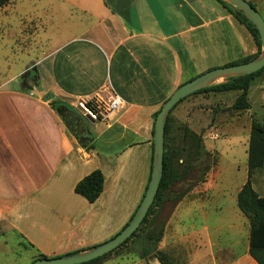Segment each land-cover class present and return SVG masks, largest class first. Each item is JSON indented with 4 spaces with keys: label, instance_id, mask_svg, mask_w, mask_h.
I'll list each match as a JSON object with an SVG mask.
<instances>
[{
    "label": "crops",
    "instance_id": "1",
    "mask_svg": "<svg viewBox=\"0 0 264 264\" xmlns=\"http://www.w3.org/2000/svg\"><path fill=\"white\" fill-rule=\"evenodd\" d=\"M247 1L264 7V0ZM123 3H130L128 20L108 6L106 0H44L33 10L19 9L12 0L0 9V38L3 28L10 24L6 15L15 13L20 16L19 33L25 34L28 41L35 37V23L40 20L45 35L41 41L50 47L31 62L36 68L29 65L22 71L24 76L32 68L24 84H14L20 73L0 82V220L10 224L39 254L63 256L84 248L73 247L71 237L59 246L66 233H47V228L31 213L17 216L16 206L30 203L37 192L39 204L46 211L62 206L60 202L63 197L66 199L61 191L63 183L75 193L80 180L100 169L85 172L87 165L97 159L105 163L106 159L105 155L95 158L79 143L53 104L74 112L77 102L89 96L108 100L117 94L123 99V108L108 120L88 119L99 123L98 129L102 126L98 135L92 136L93 141L119 148L125 144L120 152L129 150L131 157L137 154L139 159L133 174L136 200L126 211L128 222L149 182L154 114L188 80L258 52L249 30L218 0ZM226 23L235 33L232 40L227 39ZM201 99L203 95L198 94L187 101L192 106ZM249 100L250 117L264 123V72L252 82ZM188 121L194 131V119L188 117ZM249 139L250 136L247 157ZM253 187L256 190L254 178ZM75 195L77 198L71 192L69 199L86 201ZM250 233L251 227L249 249ZM252 260V264H258Z\"/></svg>",
    "mask_w": 264,
    "mask_h": 264
},
{
    "label": "rangeland",
    "instance_id": "2",
    "mask_svg": "<svg viewBox=\"0 0 264 264\" xmlns=\"http://www.w3.org/2000/svg\"><path fill=\"white\" fill-rule=\"evenodd\" d=\"M43 1L14 0V6L33 10ZM255 7L264 18V7ZM19 17L15 13L6 15L10 24L3 28L0 38V82L20 73L14 82L17 86L24 84L22 73L29 65L36 68L31 62L50 48L41 41L45 35L40 20L35 23L38 28L35 37L28 41L25 34L19 33ZM225 27L227 39L232 40L234 31L228 23ZM237 93L202 94L204 99L194 101L191 106L188 101L197 96L193 95L173 110L168 151L181 179L153 207L140 231L101 264H161L159 253L166 256L168 264H252L249 221L237 205V192L248 176L247 140L252 117L248 111L230 110ZM74 113L83 119L84 131L89 136H96L102 130V126L97 128L99 123H92L80 109L74 108ZM188 117L194 119L191 125L199 140L196 136L188 137L189 134L185 137L186 129H191ZM121 148L93 141L88 149L95 158L106 156L105 163L94 159L95 162L85 168V172L100 168L105 177L103 193L95 203L70 200L71 192L72 196L76 195L63 183L61 191L66 199L63 197L60 202L62 206L46 211L39 204L37 192L33 201L16 206L17 216L22 218L31 213L47 228V233H66L59 241L61 247L69 237L73 247L84 250L110 240L127 223L126 211L136 200L133 174L139 159L137 154L131 157L129 150L121 153ZM253 178L257 192L264 195V169ZM59 217L67 221L61 222ZM3 222L1 219L0 264H32L39 253L28 247V242L23 241L10 224ZM161 229L162 237H158ZM47 257L61 256L47 254Z\"/></svg>",
    "mask_w": 264,
    "mask_h": 264
},
{
    "label": "trees",
    "instance_id": "3",
    "mask_svg": "<svg viewBox=\"0 0 264 264\" xmlns=\"http://www.w3.org/2000/svg\"><path fill=\"white\" fill-rule=\"evenodd\" d=\"M123 1L124 0H106V4L108 6L110 5L114 11L118 12L120 15H122L125 19L128 20L130 15V3H126V5H123L124 4ZM218 1L230 12V14H232L241 24H243L249 30V32L253 36L258 46L257 54L234 61L232 63L227 64L226 66L247 63L257 58L261 53V40H260L259 31L256 28V26L240 10H238L234 6L222 0H218ZM11 2L12 0H0V9L7 7ZM263 72H264V68L252 74L229 78L227 81L221 84H217L199 90L198 92H195L194 94L188 96L187 98L198 94L225 93V92L234 91V92H238V96L236 97L230 110L239 113L247 112L251 108V104L249 100L250 87L252 85V82L257 77H259ZM187 98L183 99L181 102H179V104L182 103ZM179 104H177L172 109V111L170 112L167 118V123L165 128V161H164L163 178L158 193L156 195L155 201L152 207L150 208L148 215L144 219L139 229L122 246H120L119 248L110 252L107 255H104L100 258H97L93 261L84 264H101L105 259L109 258L112 254H114L120 248L126 245L140 231L142 226L147 222L153 207L163 200V196L165 192L169 190L175 182L181 179V177H179L176 174L171 159L169 157L168 142H167L168 134L170 132L171 114ZM52 106L54 107L58 115L64 120L69 132L79 141V143L86 149L91 148L92 142H90V144L88 145L86 144L87 141H89L90 136L85 134L84 124L82 123L83 119L80 116L76 115L71 109H69L66 106H62V105L57 106L55 104H53ZM158 112H156L153 116L154 122ZM152 133H154V127ZM185 134H186L185 135L186 138H187V134H189L188 137L192 136L194 138L196 136L191 129L189 130V128L186 129ZM195 139L199 140V137L196 136ZM152 150H154V141L152 143ZM152 160H153V154H152ZM247 166H248L247 181L245 182V184L238 193L237 205L239 210L248 219L250 223V227H251L250 249H249L250 255L258 264H264V197H261L253 187L254 175L257 172L264 169V123L258 120L257 118H255L254 116H252V120H251ZM149 180H150V176H149ZM104 184H105L104 174L100 169H97L91 172L86 177H84L82 180H80L76 184L74 191L76 194L83 197L88 203L93 204L99 199V197L103 193ZM139 205L137 206V208L139 207ZM136 210L130 217L129 221L124 225V227L131 221L134 214L136 213ZM162 233L163 230L161 229L159 231L158 237L160 236L162 237ZM28 247L32 248L33 246L30 243H28ZM157 255L161 264H168V261L164 254L159 253ZM46 258H48L46 255L39 254L34 261L38 259H46Z\"/></svg>",
    "mask_w": 264,
    "mask_h": 264
},
{
    "label": "water",
    "instance_id": "4",
    "mask_svg": "<svg viewBox=\"0 0 264 264\" xmlns=\"http://www.w3.org/2000/svg\"><path fill=\"white\" fill-rule=\"evenodd\" d=\"M240 10L259 31L261 40L260 55L247 62L231 66L217 67L204 72L203 74L189 80L179 86L176 91L166 100L159 110L154 122V150L153 160L150 172V180L148 182L145 195L136 210L131 221L113 238L94 246L90 249L83 250L74 254H68L61 257L38 259L32 264H84L100 258L122 246L131 236L139 229L144 219L152 207L156 195L158 193L164 172L165 161V128L167 118L172 109L183 99L202 90L204 88L215 85L221 80L248 75L255 73L264 68V18L260 12L247 0H222ZM32 68L22 76L27 81ZM36 70V69H34ZM93 141V137L87 141V145Z\"/></svg>",
    "mask_w": 264,
    "mask_h": 264
},
{
    "label": "built area",
    "instance_id": "5",
    "mask_svg": "<svg viewBox=\"0 0 264 264\" xmlns=\"http://www.w3.org/2000/svg\"><path fill=\"white\" fill-rule=\"evenodd\" d=\"M123 106V99L119 95L113 94L108 100L99 95L86 97L79 100L76 107L82 111L83 116L93 121H105Z\"/></svg>",
    "mask_w": 264,
    "mask_h": 264
}]
</instances>
